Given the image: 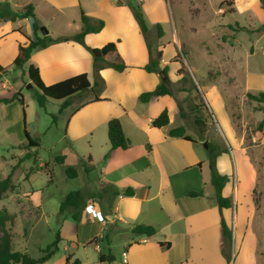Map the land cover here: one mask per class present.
<instances>
[{"label":"crops","instance_id":"1","mask_svg":"<svg viewBox=\"0 0 264 264\" xmlns=\"http://www.w3.org/2000/svg\"><path fill=\"white\" fill-rule=\"evenodd\" d=\"M260 1L234 0L235 10L246 11ZM29 5L34 8L38 29L32 18H12L23 14ZM142 5L148 26L151 24L154 31L155 26L162 22L150 10L155 13L164 6V0H142ZM82 12L93 23L104 22L99 33L86 35L85 45L73 40L53 43L35 51L23 68L13 65L19 47L26 46L28 39L48 36L56 40L78 34L82 29ZM111 42L116 43V53L127 68L117 71L107 66L101 70L99 99L95 100L94 96L71 113L60 136V142L65 145L55 151V158L65 157L62 164H57L69 162L76 170L73 179L84 178L82 192L88 187L96 190L97 182L102 185L100 197L105 203L97 202L94 191L85 208L74 212L79 217L78 221L73 219L72 213L59 214L61 217L67 215V218L63 222L58 221L63 227L58 252L62 242L68 239L76 242L78 248L84 247V253H73L75 264H230L223 253L221 223L224 218L229 226L226 216L229 209L221 212L219 208L211 184L209 157L206 158L205 152L200 150V140L192 137L194 141H188L169 135L171 129L185 127L181 109L180 113L176 111L174 122L168 109V126L153 127V120L167 109H162L161 103L173 94L153 97L148 102L140 99L142 94L154 91L161 84L162 75L161 72L146 70L151 58L149 42L129 5L121 4L119 0H0V66L5 68L0 71V100H10L0 103V111L10 116L12 112L7 111L11 109L18 113L26 104L22 94L23 86L28 83L26 66L36 67L47 86L81 74H86L93 85L94 61L88 48H102ZM116 53L107 55L106 61L114 62ZM165 67L168 68L169 84L180 82V68L176 69L175 75L170 63L164 60L163 52L159 68ZM17 73L20 74L12 77ZM24 74L25 77H21ZM81 97L73 98L71 106L74 99ZM111 118L120 120L125 136L132 142L128 149L111 150L108 139V121ZM186 135L191 136L187 129ZM203 141L206 140L200 143ZM254 141L251 139L250 144ZM219 162L220 157L217 169L224 175ZM44 164L40 161L38 166ZM55 164V160L49 162L54 174ZM31 174L29 172L28 175ZM110 184L121 191L132 188L134 195L114 197L111 188L103 192ZM227 184L223 196L231 198ZM192 192L199 196H190ZM235 192L238 197L239 190ZM89 205L102 221L90 219L85 211ZM3 206L16 217L6 205ZM66 220L70 221L67 226L70 229L64 226ZM138 225L154 227L155 235L148 237L134 233L133 229ZM70 226L75 229L73 235L68 233ZM167 243L169 246L164 245ZM114 248L122 249L120 259L113 254ZM64 250L70 252L71 248L66 246ZM58 252L45 264H49ZM124 252H127L126 263ZM65 259L67 264H71L70 256Z\"/></svg>","mask_w":264,"mask_h":264},{"label":"rangeland","instance_id":"2","mask_svg":"<svg viewBox=\"0 0 264 264\" xmlns=\"http://www.w3.org/2000/svg\"><path fill=\"white\" fill-rule=\"evenodd\" d=\"M122 1L143 12L142 0ZM150 12L161 18L164 31L160 37L156 26L154 31L151 24L148 26L147 38L154 55L164 52V60L170 63L175 75L176 69L181 68L184 70L181 77H185L170 85L173 95L161 103L162 109L170 110L173 122L176 111L180 113L182 109L187 133L200 140V150L206 158L209 157L206 142L222 152L219 169L227 177L233 200V207L226 212L231 235L230 264H264V132L258 130L264 119L261 110L264 105L246 97L247 93L264 92L263 4L253 3L246 11H239L235 10L234 0H164L163 7ZM22 94L26 104L18 113L10 109L7 112L12 114L7 116L0 111V179L6 178L27 153L24 130L40 142L41 147L36 149L38 163L32 157L21 164L12 178L14 188L0 202V210L6 205L16 215L9 224L14 250L39 258L57 235H63L58 221L63 222L67 215H59L61 202L69 192L84 189V178L67 177L66 171L72 167L69 162L55 164L53 179L44 169L28 174L40 161L55 160L56 149L65 145L60 136L71 113L94 95L87 92L61 112L62 101L48 100L45 107L39 106L41 91L29 79ZM194 103L203 109L199 117L204 123L198 126L191 111ZM173 107L176 109L172 110ZM201 128L204 134H200ZM251 139L256 141L250 144ZM202 140L206 141L200 143ZM101 188L97 182L96 190L85 189V204L94 191L97 202L103 203ZM68 222L64 226L70 229ZM71 224L76 226L74 222ZM68 233L75 234V229L71 227ZM75 243L68 239L62 242L60 252L49 264H67L65 258L69 256L73 264V253H84V247L78 248ZM66 246L71 248L70 252L64 250ZM121 251L113 249L116 258L120 259Z\"/></svg>","mask_w":264,"mask_h":264},{"label":"trees","instance_id":"3","mask_svg":"<svg viewBox=\"0 0 264 264\" xmlns=\"http://www.w3.org/2000/svg\"><path fill=\"white\" fill-rule=\"evenodd\" d=\"M119 2L121 4L129 5L132 8L135 18L137 19L142 32L147 38L148 25L141 9H139V7H133L130 5V3L122 0H119ZM261 3L263 4V8H264V1L261 0ZM16 17L18 18L20 17L22 19L23 18L34 19V26L36 29H38V24L35 18L33 6L31 5L27 6L25 8L24 13L21 15L12 16L13 19H15ZM81 20H82L81 31L72 38H59L54 40L48 36H45L43 38L38 37L34 40L28 39V44L26 46L19 47V53L13 65L17 68H23V66L30 60L31 55L35 51L45 49L53 43L73 40L77 43L85 45L86 35L90 33H99L104 27L103 21L93 23L89 19V17L86 16L84 12H82L81 14ZM156 28L160 34V37H162L164 35V32L160 24H157ZM262 29H264V26L262 27ZM88 49L91 52L94 61L93 67H94L95 80L93 85H91L86 74H81L69 78L67 80L61 81L59 83H56L54 85L47 86L44 84L42 78L40 77L39 70L33 65H30L28 67L27 75L29 81L41 91V95L37 99L38 104L41 108L46 106L48 100L62 101L63 104L60 109V111L62 112V110L71 106L73 98L77 96L78 97L83 96L89 91L92 92V94L95 96V100H98L99 86L102 80L100 76L101 70H103L107 66L112 67L117 71H123L127 68L122 58L119 56V54L116 53L117 51L116 43L111 42L102 48H88ZM149 51L151 58L149 64L146 67V70L148 72H161L162 82L154 91L142 94L140 97L142 102H148L153 97L172 95V90L168 79V68L165 67L162 70H160L159 68V64L160 61L162 60V55H163L162 52L158 51L154 55L153 48L150 43H149ZM111 53H116V58L114 62L110 63L106 61V57ZM3 69L5 68L0 66V71H2ZM183 71L184 70L180 68L178 70V75L181 76ZM183 80H185V77H182L180 82ZM180 91H182V89H180ZM246 97L251 102H256L264 105V92H260L258 94L247 93ZM8 102H10V100L8 99L0 100V103H8ZM21 102L24 104L23 99H21ZM201 110H203L202 107L197 103H194L193 106L191 107V111H193L194 113L193 115L195 116L194 123L197 126L204 123V120H202V118L199 117ZM261 110L264 111V107H262ZM181 117H184L182 109H181ZM169 123H170V115L168 109H165L152 122L153 127L155 128L166 127L169 125ZM263 129H264V119L258 125L259 131H263ZM199 132L200 134H204L205 131L204 129L201 128ZM24 133L28 140V144L25 147L27 153L22 158L19 159V162L15 166L12 167L11 173L6 178L0 179V201L4 199L7 193L13 190L14 185L12 178L15 172L18 169H20L21 164L24 161L31 159L32 157H35V164L38 163V156H37L38 150L36 151V149L41 147L40 142L38 140L32 139L26 130H24ZM169 135L171 137H182L188 141H194V139L191 136L186 135V129L184 126H178L176 128L171 129L169 131ZM108 139L111 150H115L119 148L126 150L132 144V142L125 136L122 124L120 120L117 118H111L108 121ZM208 145H209V149H208L209 163L211 168V184L215 190V197L219 205V208L222 212L223 210H228L232 208L233 202L231 198L223 196V190L228 180L227 177L221 175L217 169V159L222 152L217 150L215 147H212L209 143ZM33 149H35V151H33ZM64 160H65L64 156H57L55 158V163L62 164ZM43 169L48 171V174L50 175V179H53L55 177L54 170L50 168L49 163L44 164V166L42 167H39L37 165V168L31 169L30 173H33L34 171H40ZM66 174L70 178H75L77 173L74 168H71L66 171ZM110 188L113 189L112 193L114 197L120 195L131 197L134 195V190L132 188H128L126 190L121 191L111 184L108 185L107 188L103 189V192L106 193ZM189 195L193 197L199 196V194L195 192H192ZM84 198H85L84 193L80 190L69 192L61 202L60 213H65V212L72 213L73 219L75 221H78L79 217L74 212L79 211L84 206L85 204ZM14 219L15 216L10 215L6 209L0 210V264H45L53 255H55L59 251V241H60L59 235H57L53 243H51L50 245L47 246V248L42 250L43 255L39 258H32L27 252L14 250L13 234L9 227V224H12ZM221 223H222L223 237H224L223 253L227 261L230 263V256L228 252V247L231 241L230 230L224 218H222ZM133 232L138 235L151 237L155 235L156 230L154 227L149 225H138L134 227ZM164 245L169 246L168 243ZM67 261L69 262V258H67Z\"/></svg>","mask_w":264,"mask_h":264},{"label":"built area","instance_id":"4","mask_svg":"<svg viewBox=\"0 0 264 264\" xmlns=\"http://www.w3.org/2000/svg\"><path fill=\"white\" fill-rule=\"evenodd\" d=\"M85 211L87 212L88 216L90 217V219L92 220H97V221H102L101 218L99 217V215L96 213L95 209H93L92 205H89L86 207ZM123 257H124V262L126 263L127 260V252L123 253Z\"/></svg>","mask_w":264,"mask_h":264},{"label":"water","instance_id":"5","mask_svg":"<svg viewBox=\"0 0 264 264\" xmlns=\"http://www.w3.org/2000/svg\"><path fill=\"white\" fill-rule=\"evenodd\" d=\"M47 32V31H46ZM30 86H32L31 84H30ZM206 146H208V144L206 143Z\"/></svg>","mask_w":264,"mask_h":264}]
</instances>
